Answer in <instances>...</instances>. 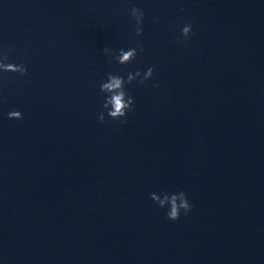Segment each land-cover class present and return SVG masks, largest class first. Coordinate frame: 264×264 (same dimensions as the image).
Segmentation results:
<instances>
[{
	"label": "water",
	"instance_id": "obj_1",
	"mask_svg": "<svg viewBox=\"0 0 264 264\" xmlns=\"http://www.w3.org/2000/svg\"><path fill=\"white\" fill-rule=\"evenodd\" d=\"M2 52L0 264H264V0H0ZM149 67L109 119L101 81Z\"/></svg>",
	"mask_w": 264,
	"mask_h": 264
},
{
	"label": "clouds",
	"instance_id": "obj_2",
	"mask_svg": "<svg viewBox=\"0 0 264 264\" xmlns=\"http://www.w3.org/2000/svg\"><path fill=\"white\" fill-rule=\"evenodd\" d=\"M129 15L135 22V34L140 37L143 33L144 13L141 9L133 7L129 11ZM193 35L191 23L186 24L181 29V37L186 41ZM181 37H177V41L180 42ZM103 54L108 57V63L113 62L119 65L131 64L138 52L143 53L144 48L139 41L136 43V47L125 50L120 48L118 51L105 47L102 50ZM27 66L24 63H10L8 52L0 53V72L18 74L20 76L27 75ZM155 69L153 67L147 68L143 73L139 70L136 72H128L125 76L118 74L108 73L104 81H101L99 86V92L104 97L102 107L107 110V117L111 120H120L122 123H127V114L134 110V98L129 95L126 90V85L131 84L134 81L144 84L152 79ZM154 87H159L158 84H154ZM8 119L21 120L23 115L18 110H12L8 113ZM100 123L105 122V113L100 112L98 115ZM150 199L156 203L160 208L167 207L166 212L167 219L171 221H177L180 218L181 212L184 215H188L192 210L187 194L183 191L172 193L171 195L164 193H151Z\"/></svg>",
	"mask_w": 264,
	"mask_h": 264
}]
</instances>
